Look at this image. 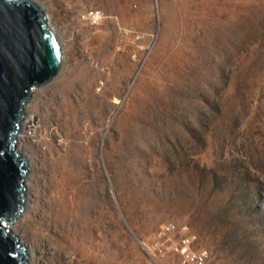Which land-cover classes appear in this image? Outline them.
Masks as SVG:
<instances>
[{"label": "rangeland", "instance_id": "rangeland-1", "mask_svg": "<svg viewBox=\"0 0 264 264\" xmlns=\"http://www.w3.org/2000/svg\"><path fill=\"white\" fill-rule=\"evenodd\" d=\"M29 1L62 63L18 135L27 264H177L165 223L264 264V0Z\"/></svg>", "mask_w": 264, "mask_h": 264}, {"label": "water", "instance_id": "water-1", "mask_svg": "<svg viewBox=\"0 0 264 264\" xmlns=\"http://www.w3.org/2000/svg\"><path fill=\"white\" fill-rule=\"evenodd\" d=\"M60 44L41 8L29 0H0V264H26L25 246L8 226L23 211L28 161L18 135L32 91L55 79Z\"/></svg>", "mask_w": 264, "mask_h": 264}, {"label": "built area", "instance_id": "built-area-1", "mask_svg": "<svg viewBox=\"0 0 264 264\" xmlns=\"http://www.w3.org/2000/svg\"><path fill=\"white\" fill-rule=\"evenodd\" d=\"M148 252H170L178 256L177 264H209L211 254L206 248L198 247L197 236L186 225L162 224L147 247Z\"/></svg>", "mask_w": 264, "mask_h": 264}, {"label": "bare ground", "instance_id": "bare-ground-1", "mask_svg": "<svg viewBox=\"0 0 264 264\" xmlns=\"http://www.w3.org/2000/svg\"><path fill=\"white\" fill-rule=\"evenodd\" d=\"M32 94H34V90L32 91ZM28 104V103H27ZM27 106L28 105H25L24 106V111H26V108H27ZM26 119V118H25ZM28 119H32V117H28ZM27 119V120H28ZM24 122H25V120H24ZM24 122H23V125H24ZM22 125V128H21V131H22V129H23V126ZM20 131V132H21ZM20 139H19V137H18V141H19ZM18 147V150L20 151V149L21 148H19V146H17ZM28 170H29V165H28ZM29 173H27L26 174V176H25V186H26V183H27V185L28 184H30V182H31V177L28 175ZM25 201L26 202H24V206H25V208H24V206H23V210L24 209H26L25 211H27V209H31L32 208V204H31V199L30 198H28V197H26V192H25ZM23 212V211H22ZM22 212L20 213V215H19V217L22 215ZM19 217H17L16 219H15V221L12 223V224H10L9 226H8V229L11 231V229L9 228L10 226H12L16 221H17V223H20V219H19ZM61 218H62V213L60 212V213H57L55 216H54V219H55V221H60L61 220ZM17 219H19V220H17ZM16 223V224H17ZM12 232V231H11ZM34 255H35V253H34V251H32V250H30L29 251V253L27 254V257H28V261L26 262V264L28 263V262H30V260L31 259H33L34 258ZM29 257H30V260H29ZM31 263V262H30ZM29 263V264H30Z\"/></svg>", "mask_w": 264, "mask_h": 264}]
</instances>
